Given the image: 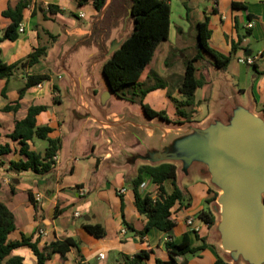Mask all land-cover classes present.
<instances>
[{
    "label": "crops",
    "instance_id": "obj_1",
    "mask_svg": "<svg viewBox=\"0 0 264 264\" xmlns=\"http://www.w3.org/2000/svg\"><path fill=\"white\" fill-rule=\"evenodd\" d=\"M17 1L0 0V37L10 23L9 19L2 16V12L8 5ZM115 1L107 0L104 10L99 14L94 9L92 0L81 1L80 4L78 0H29L30 5L25 10L20 24L23 32L19 34V38L14 42L0 43V59L7 65L26 58L40 46L48 48L47 56L38 65L18 70L8 82L0 80L1 143L9 145L12 150L11 154L4 157L5 167L0 169V181L2 178L8 179L10 191L13 189L11 193L16 192L11 197L0 198V203L7 206L15 220L16 229L9 234L8 240L18 241L22 236L32 237L33 241L38 240L39 247H43L70 238L79 244V253L71 249L64 263L59 255H54L47 264H124V256L132 257L141 251L152 252L143 264H155L157 259H169L164 248L165 242L179 244L183 236L187 235L192 248L204 246V249L193 255L191 260L185 257L180 259V262L215 264L221 259L226 264H234L227 259L228 253L222 249L216 234L218 216L213 212V208L221 192L211 185L209 177L204 176L198 166L196 169L201 179L184 187L180 184L178 173L181 164L173 163L177 168L178 185L190 205L174 206L176 226L172 232L168 234L151 229L142 239L133 232L142 231L147 219L135 208L131 181L139 167L152 166L148 161V152L163 143L160 141L158 130L170 132L171 128L179 129L187 124L202 128L206 126L214 112H210L208 107L203 110L205 108H202L201 104L208 102L212 81L203 77L204 69L209 66L198 69V75L204 78L205 85L195 92L197 106L190 122L177 116L175 107L170 103L168 105L164 100L162 89L148 93L146 98L155 96L159 109L153 110L165 112L173 123L150 120L142 115L141 109L134 110L129 106L131 103L120 100L113 93L103 103L102 98L107 92V87L101 83L102 65L109 57V43L121 44L133 30V24L128 22L130 0H127V16L121 23L124 24L121 25L122 34L119 35L120 27L108 34L109 25L103 24ZM189 1L191 7L188 14L190 15L195 7L196 16L192 20L187 16L188 25L182 20V17L187 15L186 9L174 5L176 2L171 1L168 43L177 37L188 39L185 36L187 30L190 40L195 42L196 26L204 20L205 13L211 29L210 47L224 55L231 52L232 45L236 47V53L227 70L223 71L229 73L232 81L220 79L221 90L226 94L229 92L227 98L235 99V105L261 117L260 113L264 111V0H219L217 4L211 0L186 2ZM202 1L204 10L199 6ZM233 3L240 4L242 8H232ZM48 5L57 6L62 13H47ZM214 8L216 13H212ZM81 14L83 18L80 17ZM74 16L87 23L78 24L73 20ZM249 24H252L251 28L248 27ZM55 25L60 29V33L54 32ZM252 41L261 44V50L252 65L256 68L255 74L250 73V66L244 63L246 57L253 55L250 49ZM84 47L87 49L84 50ZM240 48L244 51L242 57L237 53ZM47 61L51 66L41 69V65ZM98 67L101 72L97 74ZM51 69L60 72L57 80L51 75ZM30 74H47L50 79L40 84L39 88L28 89L19 99L18 91L25 83V76ZM182 76L183 74H179L178 83L181 82ZM140 82L144 80L141 79ZM5 89L3 97L2 92ZM179 95L180 101H183L184 98ZM15 102L19 104L16 112L3 111L7 105ZM30 106L47 107V111L36 117V125L49 127L52 130L49 138L59 141L56 154L58 163L53 174L44 178L34 177L35 184L31 187L21 185L20 177L23 173L6 171L8 162L21 159L18 154L19 143L12 141L8 136L14 131L15 122L25 117ZM38 141L28 143L30 150L38 152ZM188 171L187 177L190 175V170ZM2 184L0 192L8 185L3 182ZM165 187L171 192L169 182ZM79 188L84 189L83 196H79ZM155 189L151 179L144 175V182L140 187L141 194H153ZM121 190L125 192L121 193ZM210 190L217 193L216 200L208 206L215 217V223L211 227L198 218V213L207 207L205 201L210 197ZM19 192L25 195L21 200H17ZM29 193L33 197L35 194L42 196L38 204L43 217L38 221L34 216ZM90 195L93 202L88 199ZM93 208L97 215L92 214ZM76 211L81 213L79 218L73 216ZM189 219L193 221L192 226L187 225ZM96 224L105 230L103 239H94L85 231L86 225ZM195 228H198V231H195ZM40 230L44 232L43 235L39 234ZM99 254H104L103 260L99 259ZM12 256L22 258L23 264H36L35 258L27 248L15 250ZM236 264L244 263L238 261Z\"/></svg>",
    "mask_w": 264,
    "mask_h": 264
},
{
    "label": "trees",
    "instance_id": "obj_2",
    "mask_svg": "<svg viewBox=\"0 0 264 264\" xmlns=\"http://www.w3.org/2000/svg\"><path fill=\"white\" fill-rule=\"evenodd\" d=\"M81 1L78 0L79 4ZM215 4L219 0H211ZM107 0H92V4L97 13H101ZM29 0H18L14 4L8 5L7 9L2 12V16L9 19L10 23L3 30L0 37L2 41L14 42L19 38L18 28L23 20L25 10L29 7ZM232 8H242L240 4L233 3ZM47 13L53 15L62 13L57 6L48 5ZM216 13V8L212 10ZM171 9L169 3L163 0H130L129 15L133 23L131 34L121 43L120 47L114 51L102 65V75L108 89L120 100L127 101L131 104L139 105L146 118L156 119L164 123L170 122L166 113L155 111L143 103V98L148 93L165 89V84L154 77L153 84L147 86L146 82H140L141 75L147 65H149L158 45L166 41L169 35ZM204 20L196 26V42L201 49L195 51L192 57L184 67L183 76L178 86V92L184 98L183 101L175 102L176 114L186 122H190L191 116L197 106L195 102V92L205 85V80L198 75L196 63L202 60V52L209 55L212 59L210 65L217 70L226 71L234 55L236 47L231 46V52L224 55L209 45L211 29L209 27V18L204 13ZM188 16V12H187ZM54 40V38L52 37ZM47 47L40 46L36 48L26 58L19 60L14 64L7 65L0 59V80L8 82L13 78L18 70L26 67L33 68L38 65L47 56ZM1 55V50H0ZM255 68V66H254ZM151 77L148 76L149 81ZM50 77L47 74H30L25 76V83L19 89V99L26 91L36 88L38 85L48 81ZM6 89L2 92L5 97ZM19 109L18 102L7 105L3 111L16 112ZM47 111L45 106H30L22 120L15 122V128L11 135L8 136L12 141H17L20 145L18 154L21 157L18 161L8 162L7 172L31 173L36 177L44 178L53 174L55 162L53 161L59 150V141L49 138L52 130L47 127H38L36 117ZM34 140L45 141L47 147L43 153L30 150L29 144ZM12 150L9 145L1 143L0 133V169L5 167L4 157L11 154ZM144 175L151 179L155 186L153 194L142 195L140 187L144 182ZM169 182L171 192L166 190L165 184ZM134 195V205L140 215L147 219L146 226L142 231H133L141 239L151 230L157 229L162 233H171L176 226L173 208L176 204L188 207L190 204L177 182V168L174 164L163 163L156 166L139 167L136 176L130 183ZM3 184L0 181V190ZM13 191V189H11ZM210 197L206 199V208L198 213V218L208 225L213 226L215 217L208 206L216 200L217 193L210 190ZM29 200L34 207V216L38 221L42 219V210L38 202L35 201L31 193L28 194ZM59 214V211H55ZM128 227V226H127ZM16 229L15 220L12 212L3 203H0V264H23V259L13 257L15 250L27 248L31 251L36 260V264H47L54 255H59L61 262L66 261L67 254L71 249L79 253V244L70 238L61 241H55L47 246L39 247L38 240L33 241L32 237L22 236L18 241H9L8 236ZM85 231L94 239H103L105 230L100 225H86ZM164 248L168 254L167 261L156 260L155 264H185L180 259L187 255H196L204 249L192 248L187 235L183 236L181 243L176 244L167 241ZM151 251H141L136 255L123 257L124 264H143L149 259ZM215 264H226L219 259Z\"/></svg>",
    "mask_w": 264,
    "mask_h": 264
},
{
    "label": "water",
    "instance_id": "obj_3",
    "mask_svg": "<svg viewBox=\"0 0 264 264\" xmlns=\"http://www.w3.org/2000/svg\"><path fill=\"white\" fill-rule=\"evenodd\" d=\"M120 45H112L107 56ZM111 95L107 87L102 102ZM228 119L225 125L209 120L203 128L187 124L170 132L158 130L163 143L148 152V161L152 166L180 163L178 173L186 174L197 164L221 192L213 212L227 259L234 264H264V120L235 104Z\"/></svg>",
    "mask_w": 264,
    "mask_h": 264
},
{
    "label": "rangeland",
    "instance_id": "obj_4",
    "mask_svg": "<svg viewBox=\"0 0 264 264\" xmlns=\"http://www.w3.org/2000/svg\"><path fill=\"white\" fill-rule=\"evenodd\" d=\"M171 1L176 2V3H174V5L179 6L181 8H185L187 12L189 11V8L191 7L190 1L189 2H182V0H171ZM171 1H170L169 5L172 3ZM127 2H128L127 0H116L115 3L113 4L112 8L107 13V16H106V19H105V22L103 25H109V33L108 34H111L113 32L112 30L113 29L116 30L118 27H120V29L118 28L119 35L122 34L121 31L123 28L121 25H124V24H121V23H123L125 21V17L127 16V6H126ZM199 6L203 10L205 9L203 1L199 3ZM170 9H171V6H170ZM191 12L192 13L190 15L189 14L188 15H189L190 19L192 20L193 17L196 16V8L194 7ZM180 19H181V17H180ZM73 20L75 22H77L78 24L83 23L76 16H74ZM182 20L185 21L186 25H188L189 21H188L187 15L183 16ZM128 22L132 23V20L130 18H128ZM86 23L87 22H84L83 24H86ZM132 29H133V26H132ZM54 32L60 33V29L56 25L54 27ZM185 36L188 39H182L180 37H177V39H172L173 41L171 40L170 43H168V39L166 41L161 42L158 45L157 49L155 50L149 65H147V67L143 71L141 78H140V80L142 79V80H144V82H146L147 86H150L153 84L154 77L157 78L158 80H161L162 82H164L166 88L162 89L163 90V91H161L162 96H163L164 100H166L168 105L170 103L172 105V107H176L175 102H180V95H179V92L177 90V86H179V84H180V83H178L180 81L179 80V74H181V75L183 74L184 67H185L186 63L188 62V60L191 59L192 54H195V51H197L196 50L197 42L196 41L193 42L190 40V35H189L188 30L186 31ZM107 39H109V35L107 36ZM250 41L251 40H249V42ZM111 46H112V42L109 43V48ZM86 47H88V45ZM86 47H84V50L87 49ZM250 49L253 51V55L251 57L255 58V60H256L257 54L261 50V44H257V43L252 41V43L250 45ZM78 53H80V51ZM235 53H236V51L234 52V54ZM237 53L241 57L244 55V51L242 50V48L238 49ZM201 54H202V60L200 62L196 63V67L199 70H202V67H208L209 66V68L204 69L203 77H205L206 79H209V81H212V89H211V92H209V94H208V102L206 104H201L202 108L204 107L205 109H203V110H206V107H208L210 112H214V114H213L214 116L210 119L211 124H214L215 122L219 121L221 125H225L226 123H228V120H229L228 116L234 107L235 99L227 98V95L229 94V92H228V94H226L224 90H221V88H222L221 82L222 81L220 79L226 78L230 82L232 81V79H231L228 72L224 73L220 70L215 69L214 67H212L210 65V63L212 62V59L209 55H207L204 52H202ZM48 65L51 66L49 61L45 62L43 65H41V67L40 66L39 67L42 69L44 67H47ZM39 67H37V69ZM87 67H89V66H87ZM96 72H97V74L99 72H101L99 70V67H98V70ZM249 72L252 74H255L256 68H254L253 66H250ZM59 73L60 72H54V70L51 69V75L53 76L54 80H57L56 77L59 75ZM198 73H200V72H198ZM148 76L151 77L149 79V81L147 80ZM101 78H102L101 83L103 84L104 87H107V84L104 80L103 75ZM224 94H226V95H224ZM231 95L233 96V94H231ZM146 96L147 95H145V97L143 98V103L145 105H148L152 109H155V110L159 109L158 108L159 106H157V103L155 101V96H149L147 98H146ZM129 106L131 108H133L134 110L141 109L140 106L136 105V104H134V105L131 104ZM260 115H261V119L264 120V111L261 112ZM191 135H192V133H191ZM36 144H37L36 145L37 149H39L38 152L43 153L45 148L47 147V143L45 141H38ZM197 166H198L197 164H193L192 166L189 167V169H188V170H190L189 177H187L188 174H186V172H183V173H182V171L179 172V179H180L181 186L185 187L188 184H191L192 182H195V181L201 179L199 174H198V171L196 169ZM188 172L189 171H187V173ZM34 177H36V176H34L33 174H31L29 172L23 173L20 177L21 178L20 179L21 185L31 187L32 185L35 184V181L33 179ZM15 193H11L9 183H8V185H6V187L4 188V191L0 192V198H2V199L8 198V197H11L12 195H14ZM24 196L25 195L22 194V192H19L17 194V200L18 199L21 200L22 198H24ZM263 197H264V195H263ZM88 199H89V201L93 202L91 195L88 197ZM95 206L96 205H94V208H95ZM94 208H93L92 214L97 215V212ZM99 217H100V215H99ZM82 221H83V219H81V222ZM186 258L191 260L193 258V255H187Z\"/></svg>",
    "mask_w": 264,
    "mask_h": 264
},
{
    "label": "built area",
    "instance_id": "obj_5",
    "mask_svg": "<svg viewBox=\"0 0 264 264\" xmlns=\"http://www.w3.org/2000/svg\"><path fill=\"white\" fill-rule=\"evenodd\" d=\"M163 1H165V2H167V3H170L171 0H163ZM80 17L83 18L84 16L81 14ZM248 27L251 28V27H252V24H249ZM22 32H23V28H22L21 26H19V28H18V33L21 34ZM244 63H245L247 66H252V65H254V63H255V58H252V57H246V58L244 59ZM37 87L39 88L40 85H38ZM53 161L55 162V164H57V163H58V157H57V156H54ZM1 181H2L4 184H8V183H9L8 179H6V178H5V179L2 178ZM84 192H85V191H84L83 188H79V190H78L79 196H83V195H84ZM124 192H125V190H121V193H124ZM34 199H35L36 202H40V201L42 200V196H41L40 194H35ZM73 216H74V218H79V217L81 216L80 211H76V212L73 214ZM192 222H193L192 219H189V220L187 221V225H188V226H192ZM194 230H195V231H198V228H195ZM122 233H124V231H122ZM39 234H40V235H43L44 232H43L42 230H40V231H39ZM98 257H99L100 260H103V259H104V254H99Z\"/></svg>",
    "mask_w": 264,
    "mask_h": 264
}]
</instances>
